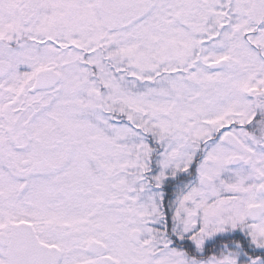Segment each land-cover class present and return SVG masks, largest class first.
Listing matches in <instances>:
<instances>
[{
  "label": "snow or ice",
  "instance_id": "1",
  "mask_svg": "<svg viewBox=\"0 0 264 264\" xmlns=\"http://www.w3.org/2000/svg\"><path fill=\"white\" fill-rule=\"evenodd\" d=\"M0 264H264V0H0Z\"/></svg>",
  "mask_w": 264,
  "mask_h": 264
}]
</instances>
